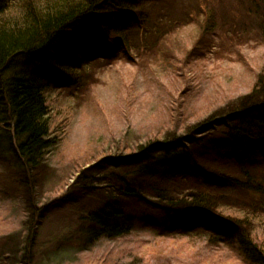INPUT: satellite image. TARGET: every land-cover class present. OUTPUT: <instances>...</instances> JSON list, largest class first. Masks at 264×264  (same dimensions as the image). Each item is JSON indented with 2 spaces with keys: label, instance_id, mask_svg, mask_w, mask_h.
<instances>
[{
  "label": "trees",
  "instance_id": "16d2710c",
  "mask_svg": "<svg viewBox=\"0 0 264 264\" xmlns=\"http://www.w3.org/2000/svg\"><path fill=\"white\" fill-rule=\"evenodd\" d=\"M10 1L0 0V15ZM36 1L25 0L14 19L0 17V202L25 204L24 261H34L52 215L80 206L87 211L71 221L65 242L82 249L139 228L163 239L204 236L214 244L208 247H225L242 264H264V183L250 170L264 166V76L229 113L179 136L175 129L147 139L130 154L105 155L48 202L34 194L45 156L60 140L52 139L47 91L76 86L81 59L121 52L141 70L154 54L130 49L126 37L148 0ZM258 28L264 34V15ZM144 260L135 255L131 263L164 262Z\"/></svg>",
  "mask_w": 264,
  "mask_h": 264
},
{
  "label": "rangeland",
  "instance_id": "374dc122",
  "mask_svg": "<svg viewBox=\"0 0 264 264\" xmlns=\"http://www.w3.org/2000/svg\"><path fill=\"white\" fill-rule=\"evenodd\" d=\"M24 2L11 0L0 17L16 18ZM263 15L264 0L145 1L126 37L130 49L147 56L154 52V61L138 70L121 52L111 59H81L73 71L80 75L76 86L47 91L57 133L52 139L60 140L45 156L34 194L48 202L105 155L130 154L147 139L174 135L175 129L179 136L188 126L229 113L264 76V34L258 28ZM251 172L264 183L263 165ZM24 207L0 202V264H132L135 255L164 261L156 264H166L162 257L170 264H242L227 248L208 247L214 244L204 236L163 239L139 228L124 239L82 249L65 242L71 221L87 211L80 206H66L50 217L32 249L35 259L27 263L20 255L21 248L30 247L22 244L28 233L22 225Z\"/></svg>",
  "mask_w": 264,
  "mask_h": 264
}]
</instances>
